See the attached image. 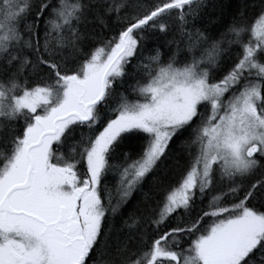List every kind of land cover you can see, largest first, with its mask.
<instances>
[{
    "label": "snow or ice",
    "instance_id": "obj_1",
    "mask_svg": "<svg viewBox=\"0 0 264 264\" xmlns=\"http://www.w3.org/2000/svg\"><path fill=\"white\" fill-rule=\"evenodd\" d=\"M0 264H264V0H0Z\"/></svg>",
    "mask_w": 264,
    "mask_h": 264
}]
</instances>
